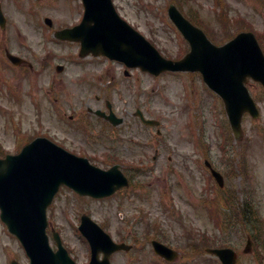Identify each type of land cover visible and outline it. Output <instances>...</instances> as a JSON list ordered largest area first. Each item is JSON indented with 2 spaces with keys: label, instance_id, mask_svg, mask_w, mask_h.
Masks as SVG:
<instances>
[{
  "label": "rangeland",
  "instance_id": "rangeland-1",
  "mask_svg": "<svg viewBox=\"0 0 264 264\" xmlns=\"http://www.w3.org/2000/svg\"><path fill=\"white\" fill-rule=\"evenodd\" d=\"M113 1L119 14L166 59L177 60L190 50L168 17L172 2L207 29L216 38L208 35L214 44L222 46L240 32L251 31L264 51V0H220L218 10L217 0ZM0 3L7 19L5 30L0 28V55L8 50L32 66L6 68L19 102L0 88L4 151L16 153L36 136H45L103 170L121 165L131 182L129 188L105 199L81 197L61 188L47 213L54 249L52 230L60 233L77 262L90 260V247L78 230L81 216L87 214L115 242L133 245L129 253L113 254L112 264H161L151 246L157 236L180 253L174 264H221L206 253L207 247H220L219 241H205L201 247L196 236L197 251L185 246L186 231L202 229L215 235V223L204 203L209 198L204 161L209 160L225 178L224 191H217L222 193L217 200L220 211L231 216L230 200L225 198L233 191L235 207L245 209L250 222L238 223L236 216L226 222L221 239L237 252V264H264V88L259 83L250 80L248 88L261 115L256 120L244 115L243 137L237 140L222 100L199 73L155 77L136 69L126 75L123 64L105 57L80 58L78 43L54 39V31L81 20L79 0ZM45 18L53 21L52 28L45 25ZM58 65L63 71H57ZM108 103L124 120L122 126L115 128L89 111L108 112ZM137 109L160 125L145 126L135 116ZM222 129L230 135L225 154L219 146ZM19 139L22 143L17 147ZM251 235L260 237L259 245L246 252ZM251 239L256 243L255 237ZM20 264H28L24 252Z\"/></svg>",
  "mask_w": 264,
  "mask_h": 264
},
{
  "label": "water",
  "instance_id": "water-1",
  "mask_svg": "<svg viewBox=\"0 0 264 264\" xmlns=\"http://www.w3.org/2000/svg\"><path fill=\"white\" fill-rule=\"evenodd\" d=\"M85 15L83 22L72 29L58 31L56 37L81 43V57L90 53L105 55L126 63L132 68L156 76L165 71H200L205 82L224 100L232 129L237 138L242 135V117L249 112L254 118L260 113L251 98L245 83L248 77L264 85V54L253 33H241L225 46L213 45L205 33L186 20L175 6L169 9L172 21L191 44V53L183 60L164 59L139 32L134 30L116 12L112 0H83ZM52 25L50 20H46ZM0 23L5 27L6 19L0 6ZM14 64L21 59L8 55ZM62 71V67H58ZM99 116L114 125L123 123L113 113ZM144 123L157 125L146 120ZM221 185V176L215 174ZM62 185L81 195L104 198L128 185L127 179L115 166L108 171L94 167L87 159L79 158L47 139H37L18 156L0 160V206L4 220L10 230L20 236L31 259V264H76L63 248L55 233L59 250L55 253L49 246L46 234L47 207ZM92 249L90 264H111V255L119 250H130L125 244H116L88 216H83L80 227ZM155 252L169 260L178 258V253L154 241ZM224 264H235L236 253L231 249H209ZM100 253L104 254L100 260Z\"/></svg>",
  "mask_w": 264,
  "mask_h": 264
},
{
  "label": "flooded vegetation",
  "instance_id": "flooded-vegetation-1",
  "mask_svg": "<svg viewBox=\"0 0 264 264\" xmlns=\"http://www.w3.org/2000/svg\"><path fill=\"white\" fill-rule=\"evenodd\" d=\"M25 67L27 66L18 68ZM22 252L20 240L8 231L0 217V264H12L13 261L20 263Z\"/></svg>",
  "mask_w": 264,
  "mask_h": 264
},
{
  "label": "trees",
  "instance_id": "trees-1",
  "mask_svg": "<svg viewBox=\"0 0 264 264\" xmlns=\"http://www.w3.org/2000/svg\"><path fill=\"white\" fill-rule=\"evenodd\" d=\"M210 235H208L206 232H202V231H198V234H197V238L198 240L200 241V246H205L206 245V242L205 241H208L210 244L211 242L213 243H216L219 241V237L218 236H212V237H209ZM189 239L191 240V237H189ZM199 245H195V244H191V248H196V251H197V248Z\"/></svg>",
  "mask_w": 264,
  "mask_h": 264
}]
</instances>
